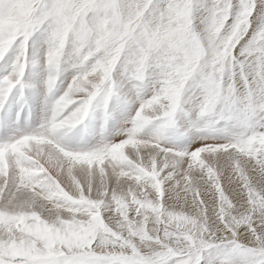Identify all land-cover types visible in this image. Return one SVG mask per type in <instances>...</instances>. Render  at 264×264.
<instances>
[{
	"label": "snow or ice",
	"instance_id": "obj_1",
	"mask_svg": "<svg viewBox=\"0 0 264 264\" xmlns=\"http://www.w3.org/2000/svg\"><path fill=\"white\" fill-rule=\"evenodd\" d=\"M0 264H264V0H0Z\"/></svg>",
	"mask_w": 264,
	"mask_h": 264
}]
</instances>
